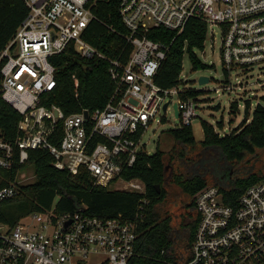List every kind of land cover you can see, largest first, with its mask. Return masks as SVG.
Masks as SVG:
<instances>
[{
  "label": "built area",
  "instance_id": "obj_1",
  "mask_svg": "<svg viewBox=\"0 0 264 264\" xmlns=\"http://www.w3.org/2000/svg\"><path fill=\"white\" fill-rule=\"evenodd\" d=\"M24 1L28 14L0 53V94L20 114L14 138L0 127L2 168L25 164L30 150H47L59 169L85 170L97 185L111 188L120 180L126 191L145 193L140 179L123 173L141 152L149 153L148 129L175 104L176 128L191 125L199 109L195 98L182 96L188 85L163 88L155 82L171 44L153 40L151 31L180 34L189 21L200 20L214 40L219 26L226 73L219 94L240 88L232 83L236 70L264 63V0H120L123 36L132 47L126 59L101 52L83 37L98 0ZM72 45L81 57L108 63L114 87L102 109L66 114L49 101L57 87L51 59ZM19 185L13 180L0 189V204L19 194ZM194 201L200 221L183 264H264V180L248 186L235 202L216 184L200 189ZM147 203L142 199L140 208ZM81 205L58 215L35 212L15 226L0 222V264H84L97 253L105 255L102 264H129L138 239L135 220L92 216Z\"/></svg>",
  "mask_w": 264,
  "mask_h": 264
},
{
  "label": "trees",
  "instance_id": "obj_2",
  "mask_svg": "<svg viewBox=\"0 0 264 264\" xmlns=\"http://www.w3.org/2000/svg\"><path fill=\"white\" fill-rule=\"evenodd\" d=\"M119 3L120 0H98L93 8L95 17L83 37L101 52L126 59L132 47L123 36L127 29L119 12ZM27 14L24 0H0V53ZM207 32V24L200 20L189 21L180 34L165 28L151 31L149 36L153 40L171 44L155 75L159 86L188 85V81L180 79L185 53L189 54L195 70L207 66L195 52L203 47ZM51 60L57 68V87L48 96L50 103L61 106L66 114L79 112L82 108L94 110L105 106L114 84L104 59L83 58L72 45ZM74 75L79 80L78 88L75 87ZM199 92L188 85L182 96L197 99ZM261 100L263 103L256 104L251 119V102L247 101L243 122L229 133L220 135L214 126L203 122L204 140L199 142L191 125L183 126L170 131L175 141L171 150L164 151L158 146L152 154L141 152L136 165L126 170L123 177L140 179L145 185V193L97 185L85 170L71 174L57 168L49 151L30 150L25 164L10 169L0 167V189L8 186L28 165L33 166L35 174L33 182L19 185V194L1 202L0 222L15 226L35 212L52 210L58 215L77 210L83 204L92 216L122 214L135 220L138 239L135 255L129 264H183L190 257L200 221L192 196L213 183L194 168L197 160L212 149L222 152L227 164L224 175L231 184L220 187L233 202L248 186L264 180V95ZM19 119L20 114L0 94V127L8 138L16 136ZM168 165L170 178L166 172ZM167 180L170 186L179 185L190 198L188 206L193 211L187 209L181 225H178L171 209L173 198L165 187ZM144 198L149 203L140 208ZM186 245L189 252L185 250Z\"/></svg>",
  "mask_w": 264,
  "mask_h": 264
},
{
  "label": "rangeland",
  "instance_id": "obj_3",
  "mask_svg": "<svg viewBox=\"0 0 264 264\" xmlns=\"http://www.w3.org/2000/svg\"><path fill=\"white\" fill-rule=\"evenodd\" d=\"M210 31L203 47L195 50L197 56L207 66L195 70L191 64L189 54L185 53L182 69V79L188 81V85L194 90L200 91L196 99L199 108L198 117L191 123L194 136L199 142L204 140L203 122L214 126L215 131L220 132V135L229 133L243 122L246 115L245 105L247 101L251 102L249 110V118L251 119L256 104L259 102L263 103L261 96L264 95V63L255 65L245 71H235L232 76V83L238 84L240 88L231 92L223 91L220 94L216 92V88L226 84V73L220 55L222 42L221 29L219 26H214L216 33L214 40ZM201 76L209 77V81L201 84L199 82ZM233 102L237 104L232 105ZM161 117L164 119L161 121L156 120L144 137L147 150L150 154L154 153L158 146L164 151H169L175 143L170 134V131L175 129L176 124H178L173 107L166 114L162 113L157 118L161 119ZM221 124L222 126L220 127ZM226 165L222 152L219 149H212L197 160L194 168L206 175L213 182L212 184L221 186L231 184L230 179L221 178L224 175ZM15 180H18L20 185L33 182L35 180L33 166L28 165L25 169L21 170ZM111 188L125 190V186L120 180L114 182ZM169 190V196L175 199L178 205L176 220L180 222L187 214L188 208L184 204H187L190 198L179 185L174 184L170 186ZM195 195L192 196L193 199ZM92 255L91 257L94 258L90 260L91 264H96L97 260H103L105 257L104 254L98 253Z\"/></svg>",
  "mask_w": 264,
  "mask_h": 264
},
{
  "label": "flooded vegetation",
  "instance_id": "obj_4",
  "mask_svg": "<svg viewBox=\"0 0 264 264\" xmlns=\"http://www.w3.org/2000/svg\"><path fill=\"white\" fill-rule=\"evenodd\" d=\"M166 172H168V178H170V175H171V170L169 171V169L168 170H166ZM165 187L168 189V192L170 193V190H169V188H170V184H169V182H168V180L167 181H165ZM188 204H189V202L187 203V204H184V206L186 207V208H188V211H193L192 210V208H190L189 206H188ZM171 209H172V212H173V214H174V216L175 217H177L178 216V213L176 212V210H177V208H178V205H177V203H176V200L175 199H172V205H171ZM198 214V213H197ZM178 222V225H181V223L179 222V221H177ZM187 252H189V248H188V245H186V249H185Z\"/></svg>",
  "mask_w": 264,
  "mask_h": 264
},
{
  "label": "water",
  "instance_id": "obj_5",
  "mask_svg": "<svg viewBox=\"0 0 264 264\" xmlns=\"http://www.w3.org/2000/svg\"><path fill=\"white\" fill-rule=\"evenodd\" d=\"M208 81H209V77H206V76H201L200 79H199V82H200L201 84L207 83ZM167 106H168V105L165 104L164 108L166 109ZM174 109H175V115L178 116V109H177V105H176V104L174 105ZM168 167H169V165L166 167V170L168 169ZM231 174H232V171H230V176H231ZM221 178H222V179H225L226 176L223 175ZM157 187L160 188L159 185H157ZM80 207H82V205H79V206H78V209H79ZM68 223H69V222H68ZM68 223H67V224H68Z\"/></svg>",
  "mask_w": 264,
  "mask_h": 264
},
{
  "label": "crops",
  "instance_id": "obj_6",
  "mask_svg": "<svg viewBox=\"0 0 264 264\" xmlns=\"http://www.w3.org/2000/svg\"><path fill=\"white\" fill-rule=\"evenodd\" d=\"M91 256H93V255H91ZM88 257V259L86 260V262L84 263V264H91V262H90V260H92L94 257ZM103 260H104V258H103ZM103 260H100V261H96V264H102V262H103Z\"/></svg>",
  "mask_w": 264,
  "mask_h": 264
}]
</instances>
